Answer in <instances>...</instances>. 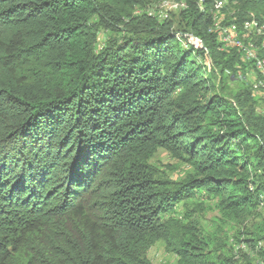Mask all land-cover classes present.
I'll return each mask as SVG.
<instances>
[{
  "label": "trees",
  "instance_id": "1",
  "mask_svg": "<svg viewBox=\"0 0 264 264\" xmlns=\"http://www.w3.org/2000/svg\"><path fill=\"white\" fill-rule=\"evenodd\" d=\"M161 1L0 0V264H152L157 243L173 264H264L234 251L264 239V75L224 46L216 0L163 20ZM225 1L264 59L241 28L264 0Z\"/></svg>",
  "mask_w": 264,
  "mask_h": 264
},
{
  "label": "bare ground",
  "instance_id": "2",
  "mask_svg": "<svg viewBox=\"0 0 264 264\" xmlns=\"http://www.w3.org/2000/svg\"><path fill=\"white\" fill-rule=\"evenodd\" d=\"M171 1H173V0H162L160 2V5L158 6V8H165L167 4L171 3ZM226 4L227 3L225 0H223V1L216 0L215 1L213 9H212V15L214 18L213 28H215V30L219 31L220 36L222 35L223 38H231V36H232V41H223L224 46L225 47H237L238 49H240V51L243 50L245 53L244 54L245 58L248 60H255L256 61L255 62L256 68L264 75V59L259 56L257 46L254 43V41L250 40V41L246 42L243 39L244 36L242 37L241 33L238 31L235 23H231V24L224 23L225 14L223 11L226 7ZM184 7H186L185 1H184ZM149 9H151V7L148 8L146 10V12ZM230 14H232V12ZM158 15L160 16V19H161V14H158ZM237 26H238V24H237ZM241 28L245 32L254 33L255 35L257 34V35L262 36V35H264V17H262L260 19L252 18V19L248 20V22H246V25L243 22L241 25ZM257 37H259V36H257ZM251 247H249L245 243H241L237 249L244 251L246 253L248 252L249 254H251V253L256 254V257H258L261 251H263V253H264V240H260V241L256 242L254 245V248H251Z\"/></svg>",
  "mask_w": 264,
  "mask_h": 264
},
{
  "label": "rangeland",
  "instance_id": "3",
  "mask_svg": "<svg viewBox=\"0 0 264 264\" xmlns=\"http://www.w3.org/2000/svg\"><path fill=\"white\" fill-rule=\"evenodd\" d=\"M159 5H156V6L158 7ZM156 6H153V7H156ZM153 7H151V8H153ZM106 36H107L106 32L100 33V35H99L100 45L102 44V42L104 41ZM246 77L247 78L244 81L251 82L252 83L251 85H253L254 81H255V77H257V76H256L255 72L250 71V73L246 74ZM241 83H242V81H237L232 86L235 87ZM255 94L257 95V97L259 99L258 111L264 113V90H260L259 92H255ZM153 163L156 164L157 166H159L161 169L166 170L173 178H178V177L182 176L186 172V170L188 169V166H186L185 164L178 163L175 159L170 157L169 154L164 150H160L158 152L157 156L153 159ZM178 209H180V208H178ZM259 210H260L261 216L257 219H252L249 222V224L264 222V205L260 206ZM216 216H217L216 211L208 212L206 214V216L204 217V220H203L204 224L207 225L210 229H213L214 225H215L214 220H215ZM227 230H230L229 226L227 227ZM235 233H236L235 230L233 232L229 233L230 237H231L230 238L231 244L236 243V240H235L236 237L234 236ZM242 238H243V236H242ZM261 240H264V239H261ZM240 244H234V248H235L234 251L235 252H237V248ZM261 254H262V256L264 255L263 251H261L259 256L256 258L261 259ZM149 258H150V261L152 262V264H167V263L173 264L176 261V257L174 255L168 254L165 252L164 246L162 243H157L154 247L151 248V250L149 251Z\"/></svg>",
  "mask_w": 264,
  "mask_h": 264
},
{
  "label": "built area",
  "instance_id": "4",
  "mask_svg": "<svg viewBox=\"0 0 264 264\" xmlns=\"http://www.w3.org/2000/svg\"><path fill=\"white\" fill-rule=\"evenodd\" d=\"M182 9H184V0H180V1L173 0V1H171V3L167 4L165 8H158L156 6V7L149 9L147 11V13L149 15H152V16L154 14H161V20H163V19L169 18L171 13L180 11ZM246 22H248V20L244 21L245 25H246ZM182 36L189 38V35H187L186 33H184ZM220 37H221L222 42L223 41H232V36H231V38H223L222 35Z\"/></svg>",
  "mask_w": 264,
  "mask_h": 264
}]
</instances>
